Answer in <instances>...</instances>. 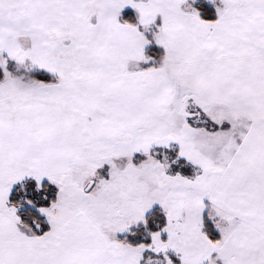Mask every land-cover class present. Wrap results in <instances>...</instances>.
<instances>
[{"label": "snow or ice", "instance_id": "6c2138e0", "mask_svg": "<svg viewBox=\"0 0 264 264\" xmlns=\"http://www.w3.org/2000/svg\"><path fill=\"white\" fill-rule=\"evenodd\" d=\"M0 264H264V0H0Z\"/></svg>", "mask_w": 264, "mask_h": 264}]
</instances>
